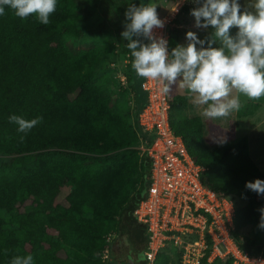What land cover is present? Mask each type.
I'll list each match as a JSON object with an SVG mask.
<instances>
[{
	"label": "trees",
	"instance_id": "16d2710c",
	"mask_svg": "<svg viewBox=\"0 0 264 264\" xmlns=\"http://www.w3.org/2000/svg\"><path fill=\"white\" fill-rule=\"evenodd\" d=\"M146 3L150 0L100 2L104 15L95 31L84 25L93 14L89 0H57L47 25L34 15L21 19L5 6L0 15V264H11L17 255H32L33 264H127L130 249L118 251L126 246L127 227L144 256L147 238L133 211L150 184L152 163L140 146L153 133L139 124L147 96L122 32L130 22L125 16L130 5ZM192 3L186 0L171 28L170 54L181 44ZM114 27L117 53H109L99 39L86 40L88 30L99 37ZM121 58L128 61L121 70L126 81L109 83L100 68ZM127 94L135 111L123 103ZM189 98L169 95L172 126L205 167L203 183L234 201L232 235L240 248L264 255L259 227L264 195L245 186L264 180V172L251 156L249 138L212 146L204 117L186 112ZM263 103L264 97L252 99L238 116L253 115ZM10 115L43 119L25 134L9 122ZM110 234L115 237L109 239ZM180 256L163 250L156 264H169L173 257L178 264Z\"/></svg>",
	"mask_w": 264,
	"mask_h": 264
},
{
	"label": "clouds",
	"instance_id": "9594fccd",
	"mask_svg": "<svg viewBox=\"0 0 264 264\" xmlns=\"http://www.w3.org/2000/svg\"><path fill=\"white\" fill-rule=\"evenodd\" d=\"M5 6L21 19L34 15L41 24L47 25L56 10L57 0H0V15L5 14ZM192 15L197 28L212 26L215 29L214 37L221 42L220 47H212L213 40L207 48L198 49L196 45H203L204 41L189 31L186 34L188 44L177 46L169 54L167 41L153 36L154 27L164 26L156 7L130 5L125 13L130 22L122 37L129 41L127 47L134 58L131 66L135 73L168 86L181 81V87L188 90L192 102L205 106L202 115L209 119L227 117L239 111L240 94L253 100L264 97V0H255L254 11L244 12H241L238 0H203L202 6L192 10ZM234 26L238 27V32L233 37L230 29ZM139 37L151 42L141 43ZM163 90L167 92L169 88L166 86ZM233 92L237 95H232ZM42 119L8 117L10 123L18 126L17 131L25 134ZM245 186L257 195H264V180L246 182ZM260 212L259 227L264 229V208ZM11 264H33V256L17 255Z\"/></svg>",
	"mask_w": 264,
	"mask_h": 264
},
{
	"label": "built area",
	"instance_id": "2783aa9c",
	"mask_svg": "<svg viewBox=\"0 0 264 264\" xmlns=\"http://www.w3.org/2000/svg\"><path fill=\"white\" fill-rule=\"evenodd\" d=\"M185 3L179 1L165 15L158 16L164 26L153 29L155 39L167 41L169 54L170 31ZM166 86L145 78L141 83L147 101L139 112V124L153 133L140 146L152 163L150 184L133 211L147 235L144 264H156L163 250L173 256L174 252L181 253L178 264H225L228 260L231 264H264V255L243 251L232 235L234 201L203 183L205 167L193 159L183 137L172 126L169 94L163 90ZM114 237L110 234L108 238ZM109 253L106 249L104 257ZM174 262L173 257L169 264Z\"/></svg>",
	"mask_w": 264,
	"mask_h": 264
},
{
	"label": "rangeland",
	"instance_id": "374dc122",
	"mask_svg": "<svg viewBox=\"0 0 264 264\" xmlns=\"http://www.w3.org/2000/svg\"><path fill=\"white\" fill-rule=\"evenodd\" d=\"M179 2L182 0H150V4L156 7L157 14L164 13L167 11L175 2ZM193 2L194 0H189ZM196 1V0H195ZM100 2H105V0H89V3L92 7V17L89 19V22L84 23L85 26L91 27L92 30L95 31V27L98 20L102 18L104 15V10H102L99 6ZM240 4L241 12L244 11H254V4L255 0H238ZM176 4V3H175ZM174 4V5H175ZM203 0H200L199 3L195 2L190 4L191 8L187 14L184 15L185 23L183 24V35L181 37V44L180 46H186L188 44L186 34L191 31L196 33L197 38L199 40L204 41L203 45L197 44V48H207L209 46V42L215 40L214 32L215 29L212 26L208 28H197L195 26V17L192 15V10L202 6ZM145 5H148L147 3ZM173 5V6H174ZM172 6V7H173ZM171 7V9H172ZM201 23H203V18L201 19ZM118 26V25H117ZM91 30V31H92ZM91 31H87L86 40L91 42L93 39H99L103 43L109 45V53H117L119 51L118 48V28L114 27L108 30L106 33L100 35L94 34ZM238 32V27H233L230 29V35L236 36ZM212 47H220L221 42L219 40H215L214 43L211 44ZM127 59L121 58L115 62L106 61L104 66L100 68V75L107 76L109 83L118 82L122 85L125 83L126 77L122 74L121 70L124 63H127ZM169 88L168 94L170 96L175 95H182V94H189L188 90L184 87H181V81H177L175 84L170 86L167 85ZM232 95H237L236 92H233ZM190 97V95H189ZM241 105H244L250 102L252 99L247 98L246 96L240 94L239 95ZM123 103L125 106L129 107L133 110V106H135V102L133 96L127 94L126 96H122ZM205 106H197L195 105L191 98H189V106L187 108L188 115H195L200 114L202 115L203 108ZM133 113V112H132ZM203 116V115H202ZM204 117V116H203ZM205 121L207 122V130H206V139L207 141L215 146L217 143L226 141V140H238L244 136L249 138L250 143V153L253 159L256 160L260 169L264 172V103L261 107L253 114L249 116L239 117L237 111L232 112L227 117L216 118V119H209L204 117ZM217 146V145H216ZM126 229V228H125ZM145 237L147 235L145 233ZM124 242L126 246L122 247L119 246L118 251L119 254L123 255V250L130 249V250H138V245L135 243L131 231L129 227H127L126 235L124 237ZM130 244V245H129ZM142 256V254L140 253ZM223 264V263H218Z\"/></svg>",
	"mask_w": 264,
	"mask_h": 264
},
{
	"label": "crops",
	"instance_id": "0c3cea01",
	"mask_svg": "<svg viewBox=\"0 0 264 264\" xmlns=\"http://www.w3.org/2000/svg\"><path fill=\"white\" fill-rule=\"evenodd\" d=\"M130 245V244H129ZM131 252L124 256L126 258L127 264H143L144 256H141L138 251L130 250ZM132 260H129V259Z\"/></svg>",
	"mask_w": 264,
	"mask_h": 264
}]
</instances>
